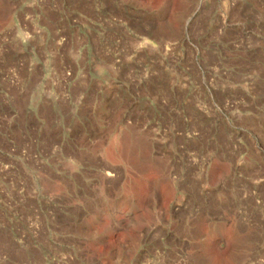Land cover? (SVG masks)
Returning a JSON list of instances; mask_svg holds the SVG:
<instances>
[{
	"label": "rangeland",
	"instance_id": "374dc122",
	"mask_svg": "<svg viewBox=\"0 0 264 264\" xmlns=\"http://www.w3.org/2000/svg\"><path fill=\"white\" fill-rule=\"evenodd\" d=\"M0 264H264V0H0Z\"/></svg>",
	"mask_w": 264,
	"mask_h": 264
}]
</instances>
